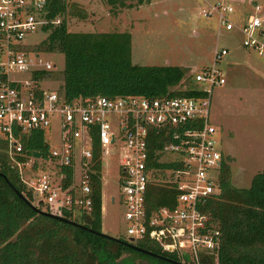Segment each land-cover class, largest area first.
<instances>
[{
    "label": "built area",
    "instance_id": "2783aa9c",
    "mask_svg": "<svg viewBox=\"0 0 264 264\" xmlns=\"http://www.w3.org/2000/svg\"><path fill=\"white\" fill-rule=\"evenodd\" d=\"M48 1L0 0V147L14 176L44 212L59 218L62 211L88 215L90 183L96 177L101 188L104 158L112 148L124 242L134 246L147 241L179 264H217L221 233L206 209L220 194L223 160L210 100L212 91L225 85L221 65L228 50L215 46L209 66L189 71L174 88L191 93L189 97L67 101L61 88L43 87L54 67L39 59L45 52L41 44L29 47L23 42L43 27L59 24L60 18L46 20ZM252 9L240 25L230 20L233 8L221 1L199 15L215 19L216 36L235 33L244 50L263 57L264 19L258 6ZM55 121L58 147L50 149L46 135ZM35 132H42L46 151L27 155L22 141ZM36 161L51 164V169H38ZM62 168L70 170L66 189L60 185L67 179ZM151 187L173 192L170 205L148 209Z\"/></svg>",
    "mask_w": 264,
    "mask_h": 264
},
{
    "label": "trees",
    "instance_id": "16d2710c",
    "mask_svg": "<svg viewBox=\"0 0 264 264\" xmlns=\"http://www.w3.org/2000/svg\"><path fill=\"white\" fill-rule=\"evenodd\" d=\"M124 2L106 0L110 7L124 8ZM66 4L65 0L48 1L46 20L60 18V22L57 26L42 28L47 36L41 47L47 53L57 51L63 56L61 90L67 101L96 96H191L189 92L174 90L185 77L184 68L133 65L128 33H69L66 17L82 16L73 5ZM188 83L186 80L184 86ZM95 147L96 141L94 150ZM22 148L27 155L31 152L44 154L46 146L42 132H35L23 140ZM1 149L0 174L32 205L31 193L16 179ZM61 173L67 176L60 183L61 188L66 189L71 184L70 170L62 168ZM229 177L225 161L219 174L220 194L206 209L221 233L217 264H264V168L250 179L246 189L233 188ZM90 189L88 215H78L79 222L71 219V212L62 211L60 217L85 226L95 234L39 215L16 197L0 178V264H168L96 235L101 233L100 183L96 177ZM173 195L164 188H149L148 209L169 206L167 200L172 201ZM34 207L42 210L41 204ZM134 246L176 262L174 256L147 241H139Z\"/></svg>",
    "mask_w": 264,
    "mask_h": 264
},
{
    "label": "rangeland",
    "instance_id": "374dc122",
    "mask_svg": "<svg viewBox=\"0 0 264 264\" xmlns=\"http://www.w3.org/2000/svg\"><path fill=\"white\" fill-rule=\"evenodd\" d=\"M138 1L125 0L121 8L110 7L106 0H65L66 5H73L82 16L66 17V30L72 34L128 33L133 65L182 67L185 75L209 66L215 46L227 49L228 55L221 65L225 85L212 91L210 120L218 132L222 160L229 168L230 185L236 189L248 188L250 179L264 168V56L244 50L235 33L216 36L215 19L199 15L202 8L199 0H141L140 4ZM233 15L230 16L232 21ZM46 36L42 31L34 32L23 42L29 47L37 46ZM38 57L54 67L43 87L47 91H58L63 81L62 54L40 52ZM46 137L50 149L58 147L56 121ZM104 162L101 233L125 241L122 209L117 204L119 191L112 148ZM36 164L38 169L44 166L51 169L47 162L36 161ZM32 205L37 203L33 200ZM71 219L80 220L74 211Z\"/></svg>",
    "mask_w": 264,
    "mask_h": 264
},
{
    "label": "water",
    "instance_id": "95a60500",
    "mask_svg": "<svg viewBox=\"0 0 264 264\" xmlns=\"http://www.w3.org/2000/svg\"><path fill=\"white\" fill-rule=\"evenodd\" d=\"M32 157L38 159V158H40V154H39V153H32ZM0 178H2V179L4 180V182L6 183L7 187H8V188H9V189H10V190L16 195V197H18L23 203H25L30 209H32L33 211H35V212L38 213L39 215L44 216V217H47V218H50V219H53V220H56V221H59V222H61V223L67 224V225H69V226H72V227H74V228H78V229H80V230L87 231V232H89V233H94V232H92L91 230L87 229L85 226L78 225V224H75V223H73V222H71V221H67V220H64V219H62V218L56 217V216H54V215H51V214H49V213H46V212H44V211H39V210H37L34 206H32L31 204H29V203L24 199V197H23L21 194H19V193L13 188V186H11V184L6 180V178H5L2 174H0ZM94 234H95V233H94ZM96 235H98V236L101 237V238L107 239V240H109V241H113V242H116V243H118V244H121V245H123V246H125V247H127V248H129V249H131V250H133V251H136V252H138V253H140V254H143V255H145V256H148V257H152V258H155V259L161 260V261H163V262H165V263H168V264H179V263H177V262H173V261H171V260H169V259H167V258L159 257V256H156V255L150 253V252H147V251H144V250L137 249V248H136L135 246H133V245H129V244L122 243V242L118 241L117 239H114V238H112V237H108V236H106V235H104V234H102V233H99V234H96ZM184 259L187 261V258H186L185 256H184Z\"/></svg>",
    "mask_w": 264,
    "mask_h": 264
},
{
    "label": "crops",
    "instance_id": "0c3cea01",
    "mask_svg": "<svg viewBox=\"0 0 264 264\" xmlns=\"http://www.w3.org/2000/svg\"><path fill=\"white\" fill-rule=\"evenodd\" d=\"M202 4V8L200 9V12L202 10H205L209 5H212L216 2H224L227 5H230L234 12H236L233 15L234 18V23L237 25H240L244 22L246 17L253 12V6H258L260 11H261V17L264 19V0H199ZM148 2V0H147ZM182 12V11H181ZM199 12V14H200ZM183 13V12H182ZM165 15V13H163ZM263 29H264V24H263ZM112 197L109 198V201ZM102 200H103V194H102V184L100 188V203H101V208H100V213L102 212ZM111 203V201H110ZM101 219V216H100ZM101 222V220H100Z\"/></svg>",
    "mask_w": 264,
    "mask_h": 264
}]
</instances>
